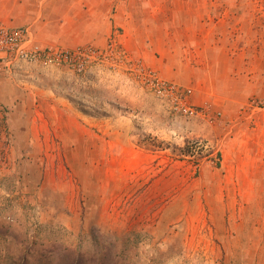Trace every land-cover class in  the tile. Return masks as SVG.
I'll return each mask as SVG.
<instances>
[{
    "label": "rangeland",
    "instance_id": "obj_1",
    "mask_svg": "<svg viewBox=\"0 0 264 264\" xmlns=\"http://www.w3.org/2000/svg\"><path fill=\"white\" fill-rule=\"evenodd\" d=\"M175 1L216 19L235 83L171 82L185 116L124 58L29 68L22 105L0 101V264H264V0ZM38 87L78 123L35 107Z\"/></svg>",
    "mask_w": 264,
    "mask_h": 264
},
{
    "label": "crops",
    "instance_id": "obj_2",
    "mask_svg": "<svg viewBox=\"0 0 264 264\" xmlns=\"http://www.w3.org/2000/svg\"><path fill=\"white\" fill-rule=\"evenodd\" d=\"M201 7L170 0H0V23L28 28L36 44L67 50L104 49L116 38L131 57L164 80L219 90L220 85L235 83L233 70L230 65L228 72L222 45L217 44L218 22L214 20L211 30L212 22L200 13ZM21 78L0 76L2 103L19 107L18 96L33 91ZM32 99L35 107L53 108L55 115L61 114L59 119L66 116L78 123L75 102L58 98L54 88L38 87Z\"/></svg>",
    "mask_w": 264,
    "mask_h": 264
},
{
    "label": "built area",
    "instance_id": "obj_3",
    "mask_svg": "<svg viewBox=\"0 0 264 264\" xmlns=\"http://www.w3.org/2000/svg\"><path fill=\"white\" fill-rule=\"evenodd\" d=\"M117 58L125 59L130 65L129 72L139 78L147 89L161 98L171 99L174 112L185 116L196 114L185 103V96L190 94V90L185 91L182 87L162 79L156 72L147 70L139 61H129L125 51L118 48L116 38H112L104 49L87 46L67 50L36 44L28 28H9L0 23V76L20 78L32 66L45 69L65 68L81 75L89 70L103 68L108 62L113 64Z\"/></svg>",
    "mask_w": 264,
    "mask_h": 264
},
{
    "label": "trees",
    "instance_id": "obj_4",
    "mask_svg": "<svg viewBox=\"0 0 264 264\" xmlns=\"http://www.w3.org/2000/svg\"><path fill=\"white\" fill-rule=\"evenodd\" d=\"M27 255V254H26ZM13 264H29L28 256H21L15 263ZM79 264V263H77Z\"/></svg>",
    "mask_w": 264,
    "mask_h": 264
}]
</instances>
